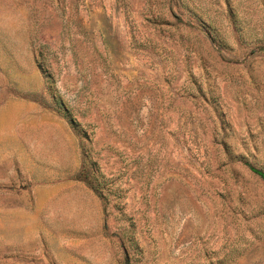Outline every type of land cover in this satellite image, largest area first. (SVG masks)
Wrapping results in <instances>:
<instances>
[{"label":"rangeland","instance_id":"374dc122","mask_svg":"<svg viewBox=\"0 0 264 264\" xmlns=\"http://www.w3.org/2000/svg\"><path fill=\"white\" fill-rule=\"evenodd\" d=\"M252 167L264 0H0V264H264Z\"/></svg>","mask_w":264,"mask_h":264},{"label":"trees","instance_id":"16d2710c","mask_svg":"<svg viewBox=\"0 0 264 264\" xmlns=\"http://www.w3.org/2000/svg\"><path fill=\"white\" fill-rule=\"evenodd\" d=\"M253 172L258 174L263 180H264V172L262 170L256 169V168H251Z\"/></svg>","mask_w":264,"mask_h":264},{"label":"crops","instance_id":"0c3cea01","mask_svg":"<svg viewBox=\"0 0 264 264\" xmlns=\"http://www.w3.org/2000/svg\"><path fill=\"white\" fill-rule=\"evenodd\" d=\"M87 193V192H86Z\"/></svg>","mask_w":264,"mask_h":264}]
</instances>
